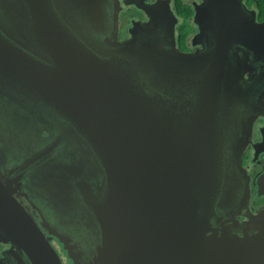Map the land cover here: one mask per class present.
Masks as SVG:
<instances>
[{
    "label": "water",
    "instance_id": "1",
    "mask_svg": "<svg viewBox=\"0 0 264 264\" xmlns=\"http://www.w3.org/2000/svg\"><path fill=\"white\" fill-rule=\"evenodd\" d=\"M146 1L0 0L1 158L29 170L42 226L74 264H264V208L233 218L261 108L229 58L246 48L264 63V23L242 0H204L197 39L213 48L181 55L164 48L169 3ZM132 5L149 21L125 43ZM195 68L183 91L176 73ZM1 182L4 232L31 264H64Z\"/></svg>",
    "mask_w": 264,
    "mask_h": 264
},
{
    "label": "flooded vegetation",
    "instance_id": "2",
    "mask_svg": "<svg viewBox=\"0 0 264 264\" xmlns=\"http://www.w3.org/2000/svg\"><path fill=\"white\" fill-rule=\"evenodd\" d=\"M156 1L147 0L146 2L148 4H154ZM180 2L181 4L178 6L175 0H167V4L169 3L177 23L175 22L176 30L173 37L169 38L172 44H165L164 48H167V50L170 49V51L173 50L175 53L181 55H194L201 52H208L209 49L213 48L212 39L207 37L197 39L199 29L194 17L195 6L203 4L204 0H181ZM242 4L249 17L254 13L255 21L261 24L264 23V8H261V5H264V0H242ZM133 20H137L143 24L149 21L144 12L134 5L122 11L119 17V39L121 42L126 43L131 41L130 28ZM232 49L235 50L237 48ZM231 57H229L231 64L234 67L237 65L239 70V83L241 87L251 92L252 100L250 109L251 106H253L252 108L260 106L261 108L260 116L253 122L249 143L244 148L239 161L241 168L238 178L239 188L233 207V218H235L236 222L252 223L248 220L247 215L249 213L257 215L258 211L264 208V63L253 53L247 52L246 48H239L237 56L234 55L235 63ZM195 72L196 75L192 73V75H185L182 71L176 73V75L179 74L180 80L182 79L183 91H186V87L188 89L191 88L192 91L193 86L191 87L187 83H194L198 79L200 70L195 68ZM178 90L179 86L175 92L176 94ZM244 119L247 123L249 116ZM241 136L244 137L242 128ZM0 146H2L1 143ZM1 156L0 150V181H2L1 183L4 185V188L13 194L22 207L39 225L46 237L50 238V243L59 254L61 261L64 264H72L59 239L49 236L42 226L44 220L42 219L40 211L44 214V207L31 199L26 187L29 170L27 173L22 174L21 166L23 163L21 161L17 162L10 156L2 159ZM250 226L253 227L254 225L250 224ZM0 264H31L1 226Z\"/></svg>",
    "mask_w": 264,
    "mask_h": 264
},
{
    "label": "trees",
    "instance_id": "3",
    "mask_svg": "<svg viewBox=\"0 0 264 264\" xmlns=\"http://www.w3.org/2000/svg\"><path fill=\"white\" fill-rule=\"evenodd\" d=\"M176 1V3L178 4V6H180V4H181V0H175ZM261 8L263 9L264 8V5H261Z\"/></svg>",
    "mask_w": 264,
    "mask_h": 264
},
{
    "label": "rangeland",
    "instance_id": "4",
    "mask_svg": "<svg viewBox=\"0 0 264 264\" xmlns=\"http://www.w3.org/2000/svg\"><path fill=\"white\" fill-rule=\"evenodd\" d=\"M72 259H73V258H72ZM72 259H70V260H71L72 264H74V261H73Z\"/></svg>",
    "mask_w": 264,
    "mask_h": 264
}]
</instances>
